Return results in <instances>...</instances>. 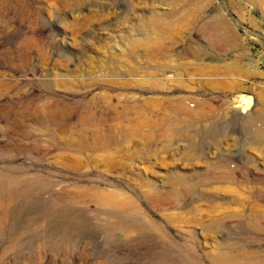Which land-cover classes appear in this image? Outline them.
I'll use <instances>...</instances> for the list:
<instances>
[{"label": "rangeland", "instance_id": "obj_1", "mask_svg": "<svg viewBox=\"0 0 264 264\" xmlns=\"http://www.w3.org/2000/svg\"><path fill=\"white\" fill-rule=\"evenodd\" d=\"M220 26L223 51L199 61L198 44L217 43ZM137 40L139 48L128 43ZM111 57L148 78L185 64L168 86L128 92L149 116L167 97L212 104L218 146L196 152L211 132L199 116L173 120L179 132L150 154L125 152L152 144L138 139L124 150L74 153L62 149L68 140L41 136L49 121L72 117L78 142L77 124L112 115L105 92L122 109ZM246 109L264 123V0H0V264H214L221 249L239 246L264 257V142ZM225 161L240 182H168ZM153 182L178 197L153 199ZM99 189L137 207L108 206Z\"/></svg>", "mask_w": 264, "mask_h": 264}, {"label": "bare ground", "instance_id": "obj_2", "mask_svg": "<svg viewBox=\"0 0 264 264\" xmlns=\"http://www.w3.org/2000/svg\"><path fill=\"white\" fill-rule=\"evenodd\" d=\"M156 22L158 23L157 20ZM225 27L226 26L218 27L219 37L218 34L216 37L217 39L218 38L219 39L217 40V43H213L207 47L198 44L197 59L199 61H202L203 58L206 57L208 54H211V52L214 54H220V52L223 51L224 46L226 44L223 38L227 37V35L224 34L226 30ZM145 31H143L142 34H146ZM128 43L132 47H137V48L143 45L139 42V40L129 41ZM211 46L213 47L211 48ZM109 61L110 63L112 62L111 63L113 65L112 78L115 79L110 81L112 82V84L117 85L119 86V88L122 89L117 93L119 100L117 103L121 102L125 104L123 107H121L122 109L119 110L118 105L113 103L112 100L110 99V96L107 95L108 93L106 94L105 92L101 98L104 100V102H106L108 107L112 108L113 110L112 115L109 117V115L108 116L103 114L98 115L95 113L93 114L91 119H84L83 122H81V124H77L76 126L81 132L80 134L81 139L78 142L73 141L74 139L71 132L72 119H73L72 117H70L66 121L65 119L62 120L60 119L61 121L59 122H55L53 120L49 121L48 128H44V129L39 128L40 130L38 131L41 136H49V137L56 136L60 139L64 138L68 140L67 143H65L64 145L62 144V149L74 153H81V152L108 153L116 149H122V148L125 149L126 147L125 144L127 142L138 139L141 142L150 141L152 142V144L147 146L145 149H142L139 146L133 147L131 149L129 147H126L125 152L129 155H141L143 153L150 154L157 150L158 142H161V140L163 139L172 140L175 134L179 132V130L174 131L173 128L171 127V124H174L173 120L177 121V119L182 116L185 117L199 116L202 118H206L207 120H210L209 124L211 127L210 128L211 132L207 139L208 146L207 147L197 146L196 152L201 153L204 148H211V146L216 148L218 146L217 144L218 141H220L221 135L218 130V125L214 121L215 120L214 116L216 115V109L214 106H212V104L203 103L200 105L197 104L192 105L191 98L187 95H182L177 99H174L173 97H167L163 102L157 100L154 101V105H153L154 109L151 110L150 113L151 115L149 116L146 113V110L140 105V100H141L140 97L128 92V89L131 87L134 88L135 90L144 91L145 89L148 88L149 89L159 88L160 85L168 86L173 82L177 81L180 75L185 74L187 70V66L185 64H180L175 67L166 64L163 66V70L166 72L162 76L157 75L152 78H148L144 75H141L137 69L131 67L129 64L126 65L124 64L122 66L120 64L122 62L118 61L114 57H111ZM200 67L219 68V66L216 65L204 66L203 64L198 65V68ZM146 78H148L147 80L150 82H147ZM119 79H124V81H120ZM248 100H250V98ZM241 108L240 107L236 108V111L238 113L236 116H239L240 118H242L245 115L244 114L245 111L242 110ZM162 111L165 112L164 117H159V114ZM246 112H247L246 115L249 114L251 116L247 120V122L252 127L254 126L255 128L254 137L258 140V142H264V123L260 121L261 117L257 113L253 112V110L252 112L248 110ZM59 115L61 114L59 113ZM63 117L64 115L62 114L60 118ZM78 122H80V120ZM196 136L200 137V134L197 133L195 137ZM228 163H229L228 161H225L218 164H214V163L209 164L208 170L203 176L198 175L193 178L182 177L181 179L176 180L172 178L170 175L168 178V182L177 185L178 184L180 185L182 183H187L189 180L194 181L196 184L204 183V185H209L210 183H215L218 181H222L226 183L240 182L238 177L244 178L241 175L242 173L240 174L239 172L233 171ZM152 185L154 186V193L151 194V197L157 201L178 197L176 192L174 193L172 189L170 191L165 192L161 188L156 186L154 182L152 183ZM95 197L98 201H101L102 203L116 209L126 210L137 207V203L135 202L134 198H132L129 195H125V196L124 195L122 196L121 194L119 195L117 191H105L99 189L96 191ZM131 227H132L131 225H128L127 229L131 230ZM211 261L214 264H264V257L259 253V251H254L249 248L239 246L237 248H233L230 252H226L223 251V249H221V252L219 254L211 257Z\"/></svg>", "mask_w": 264, "mask_h": 264}, {"label": "water", "instance_id": "obj_3", "mask_svg": "<svg viewBox=\"0 0 264 264\" xmlns=\"http://www.w3.org/2000/svg\"><path fill=\"white\" fill-rule=\"evenodd\" d=\"M247 97H249V96H247ZM251 98V97H250Z\"/></svg>", "mask_w": 264, "mask_h": 264}]
</instances>
